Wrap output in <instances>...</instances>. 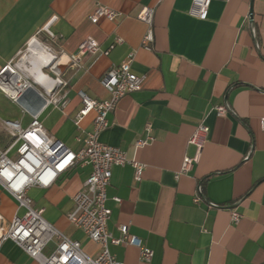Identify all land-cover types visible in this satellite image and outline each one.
<instances>
[{
  "label": "crops",
  "instance_id": "crops-1",
  "mask_svg": "<svg viewBox=\"0 0 264 264\" xmlns=\"http://www.w3.org/2000/svg\"><path fill=\"white\" fill-rule=\"evenodd\" d=\"M190 3L0 0V68L12 63L31 38L51 53L66 55L88 36L101 50L115 37L122 39L105 54H85L79 66L61 61L52 66V72L61 70L66 82L65 108L42 106L41 87L32 80L37 89H28L17 102L0 88V119H16L26 127L30 113L40 109L46 131L70 150H78L91 130L94 112L83 117L81 128L75 126L73 118L81 107L77 91L109 99L103 76L133 51L131 69L145 76L142 87L116 102L99 140L144 167L136 181L131 164L112 166L106 188L111 210L107 229L118 236L119 226L127 225L128 233L151 249L152 256L142 260L140 247L127 242L109 244L110 253L122 264H264V130L259 122L264 116V0H211L204 19L189 14ZM96 4L119 16L92 23L89 14ZM145 6L153 9L148 49L141 45L147 25L138 18ZM28 51L29 59L33 52ZM7 104L17 106L20 116L6 110ZM220 104L226 107L223 115L215 108ZM200 123L208 133L199 158L176 177L183 159L195 154L189 138ZM138 139L146 142L136 144ZM90 171L89 164L75 163L51 185H32L27 194L35 207L43 208L48 222L95 256L99 244L66 217L73 194ZM232 210L241 215L237 223L231 221ZM23 211L0 185L2 223ZM54 247L50 242L43 252ZM0 264L38 263L11 239H4Z\"/></svg>",
  "mask_w": 264,
  "mask_h": 264
},
{
  "label": "built area",
  "instance_id": "built-area-1",
  "mask_svg": "<svg viewBox=\"0 0 264 264\" xmlns=\"http://www.w3.org/2000/svg\"><path fill=\"white\" fill-rule=\"evenodd\" d=\"M210 2L211 0H191L189 14L204 19ZM118 16L119 13L114 9L96 4L89 14V20L96 23L101 18L114 20ZM152 17L153 9L148 6L143 7L138 14V18L147 25L141 40V45L147 49L148 43L153 39ZM121 42L120 37H115L106 49L101 50L99 42L88 36L80 41L76 51L69 55L63 52L51 53L50 48L45 46L44 50L51 54L52 59L42 68L45 70L49 67L51 71L52 66L60 61L63 65L79 66L85 54L98 51L105 54L115 44ZM133 58L134 52L130 51L119 64L109 67L105 72L103 84L109 92V99H96L82 90L77 91L81 107L73 118L75 126L81 128V120L90 111L94 112V116L91 130L86 132L83 145L76 151L70 150L46 131L39 119L40 109L30 113L31 120L26 127L21 126L17 120L0 119V129L11 138L5 147H0V185L15 199L18 207L24 209L21 215L13 216L6 224L2 223L0 215V243L4 239H11L38 264H122L110 253L108 245L124 242L140 247L142 260L148 261L151 258V249L143 247L140 239L130 235L127 225L119 226L118 236L112 235L107 229L111 210L106 206V188L112 175V166L131 164L136 181L140 179L144 167L141 163L128 158L118 147L99 140V134L109 124L108 114L114 109L116 102L125 94L142 87L145 76L132 71ZM52 73L55 74L53 83L39 84L41 90L38 89V92L44 97L42 106L53 104L65 108L69 102L66 92L62 91L66 82L61 78V70ZM25 75L16 63L9 62L0 68V88L13 102H17L28 89H37L32 77ZM215 108L218 115H223L226 111L223 104ZM259 122L261 129L264 130V116L260 117ZM207 133L206 125L200 123L195 127L189 138V142L195 146V154L193 157L183 159L176 177L198 160ZM145 142L138 139L136 144ZM75 163H87L91 171L80 189L73 194V207L67 212L66 217L81 229L86 237L99 244L100 248L95 256L88 254L78 240L68 237L48 222L43 217V208L35 207L27 194V189L32 185L41 187L51 185L59 174ZM114 199L119 201L118 197ZM230 217L233 223H237L241 215L232 210ZM50 242H53L55 247L50 253L45 254L43 249Z\"/></svg>",
  "mask_w": 264,
  "mask_h": 264
},
{
  "label": "bare ground",
  "instance_id": "bare-ground-1",
  "mask_svg": "<svg viewBox=\"0 0 264 264\" xmlns=\"http://www.w3.org/2000/svg\"><path fill=\"white\" fill-rule=\"evenodd\" d=\"M32 57L27 59V64H22L23 69L32 79L40 85H49L55 81L54 77L44 73L43 66L51 62L52 56L45 51L39 42L31 41Z\"/></svg>",
  "mask_w": 264,
  "mask_h": 264
},
{
  "label": "rangeland",
  "instance_id": "rangeland-1",
  "mask_svg": "<svg viewBox=\"0 0 264 264\" xmlns=\"http://www.w3.org/2000/svg\"><path fill=\"white\" fill-rule=\"evenodd\" d=\"M35 41L34 38H31L30 40L27 41V43L21 48L20 52L15 56V58L13 59L12 63H16L17 65H19L18 67L23 71V73H25L27 75V73L23 70V67H21V63L27 64L25 63V61L28 59L26 58L28 56V54L30 53V51L28 50H32L31 48V41ZM25 56V57H24ZM24 57V60H22L21 58ZM46 72H50L49 67L45 69ZM52 74V73H51ZM6 110H9L10 112H13L15 117H19L21 114L20 109L15 106L14 104H7L6 105ZM3 119H10V120H16V119H11V118H3Z\"/></svg>",
  "mask_w": 264,
  "mask_h": 264
},
{
  "label": "trees",
  "instance_id": "trees-1",
  "mask_svg": "<svg viewBox=\"0 0 264 264\" xmlns=\"http://www.w3.org/2000/svg\"><path fill=\"white\" fill-rule=\"evenodd\" d=\"M10 141V137L3 131H0V143L7 144Z\"/></svg>",
  "mask_w": 264,
  "mask_h": 264
},
{
  "label": "water",
  "instance_id": "water-1",
  "mask_svg": "<svg viewBox=\"0 0 264 264\" xmlns=\"http://www.w3.org/2000/svg\"><path fill=\"white\" fill-rule=\"evenodd\" d=\"M35 82V81H34ZM36 83V82H35Z\"/></svg>",
  "mask_w": 264,
  "mask_h": 264
}]
</instances>
